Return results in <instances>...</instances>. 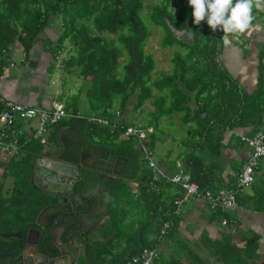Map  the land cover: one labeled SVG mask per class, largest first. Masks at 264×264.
I'll use <instances>...</instances> for the list:
<instances>
[{"label": "crops", "instance_id": "1", "mask_svg": "<svg viewBox=\"0 0 264 264\" xmlns=\"http://www.w3.org/2000/svg\"><path fill=\"white\" fill-rule=\"evenodd\" d=\"M252 7L254 12L258 10V14H264V0H253ZM253 17L245 32L222 33L220 45L213 55L216 64L212 70V79L216 84L205 81L204 85L198 84L188 89L181 86L180 92L178 88L170 89L166 85L152 87L150 95L144 99L150 108L146 110L144 130H141L146 145L150 138L153 139L151 151L157 165L167 173L179 170L189 172L190 166H193L199 180L196 183L200 188L214 190L218 187H231L249 153V147L240 136L251 135L257 130L264 134V25L259 15ZM51 27L44 28L41 31L43 34L40 32L35 35L26 52L17 41L9 47L5 55L6 63L0 67V96L35 107L47 108L57 103L63 106L64 101H60L63 94L59 93V86L56 85L53 90L49 87L50 72L55 66L54 62L51 63L52 48L57 35V32L50 31ZM186 31H190L192 39V29ZM174 35L178 37L175 32ZM198 57L205 58L200 55L193 58L197 60ZM198 63L200 67L205 65L203 60ZM190 69L186 72L187 76L191 75ZM156 71L153 75L160 72L168 74L172 66L167 71ZM182 90L187 97L181 93ZM154 97L159 101L162 98L164 107L173 101L179 108L173 107L171 111L159 108L154 111ZM78 98L83 99L82 96ZM65 99L68 101V98ZM218 111L220 115L216 114ZM123 118L131 122L129 117L124 115ZM63 119L69 118L63 117L49 124L51 134L41 133L39 136L34 133L36 122L33 126L30 121L18 119L14 122L10 137L16 139L17 151L13 154L0 151V197L7 199L0 208H8V198H11L16 185L22 181V176L16 174L18 168L15 164L30 152L28 149L35 147L34 140H39L41 148L31 159L32 164L37 157L49 155L50 150L57 147V140L63 139L71 144L80 139L82 144L101 148L97 143L88 141L91 136L83 134L79 125L67 123ZM47 137L51 139V146L45 144ZM92 146L85 148L90 149L91 155ZM13 156L19 158L12 159ZM125 165L126 159H121L120 164L113 167L116 171L122 169L121 174H112L111 179L102 181L103 187L108 188L110 193L112 185L122 180L116 189L117 199L112 206L108 207L105 195L100 197L101 206L105 210L96 219L97 229L106 231L98 241V248L107 257L103 256L104 259L107 262L113 261L112 264L121 262L128 253L138 251L140 243L143 245L139 239L143 230L141 228L147 220L144 202L138 196L139 183L135 177H129L128 172L123 174ZM18 167L21 170V166ZM37 167L31 168L32 182V173L36 172ZM156 186L159 192L158 205L162 211L159 220L162 222L173 209L171 199L180 192V188L162 178L156 181ZM38 189L46 193L42 188ZM254 192L257 198H252ZM236 201L238 207L235 210L225 211L211 209L201 199L190 198L179 206L177 214H173V223L166 228V233L156 234L152 227L146 226L145 230H151V236L147 235L149 243L143 246L155 248L156 256L152 264H237L226 257L233 250L242 258V264H246V259L264 255V158L259 159L252 183L237 195ZM129 205H134L131 212L136 215L127 219L122 216L123 209ZM222 220L225 222L222 223ZM4 224L1 223V226ZM251 239L255 242L254 254L244 257L245 244Z\"/></svg>", "mask_w": 264, "mask_h": 264}, {"label": "trees", "instance_id": "2", "mask_svg": "<svg viewBox=\"0 0 264 264\" xmlns=\"http://www.w3.org/2000/svg\"><path fill=\"white\" fill-rule=\"evenodd\" d=\"M176 2L178 5L176 12L168 7V0H165L148 5L147 14L149 24L158 26L162 31L159 41L161 45H176L184 50L183 53L179 50H172L171 73L160 72V74L153 75L157 71L154 68L152 55L143 49L145 40L150 34V30L144 25L140 14L143 0H0V67L6 63V52L15 41L19 42L22 50L26 52L30 49L35 35L44 28L53 26L57 29L54 50L59 51L63 48L62 43L65 39L69 44V54L64 58L61 70L67 74L74 72L81 79L82 83L79 88H83V90L80 89L83 93L82 97L90 109L96 112L94 115L109 116V109L112 108L116 97L118 100L115 105L121 113L129 96H133V106H139L150 95L152 87L166 85L170 89L178 88V92H180L179 87L181 86L188 89L194 85H204L206 83L205 75L214 77L212 70L216 62L213 55L220 45V38L224 32L221 30L213 32L206 21H202L199 25L193 23L192 8L188 4V0H176ZM87 20L90 21V26L86 23ZM190 28L192 29L190 42L183 41L174 35V30L183 29L186 31ZM102 32L113 36H104L101 34ZM54 52L56 51H53L52 57H54ZM124 53L126 59L121 65V69L118 70L117 64L124 57ZM197 55L208 59L198 57V60L205 62L204 67H200V63L193 58ZM210 68V72L207 73ZM189 69L191 75L187 76L186 72ZM181 93L187 97L185 91L182 90ZM154 98L156 100L154 111L159 108L171 111L173 107H176L173 101L164 107L162 98L160 101L156 99L157 97ZM78 99V96L75 95L71 101H64V110L71 111L72 114H81L77 106ZM73 100L75 102L71 103ZM216 114L220 115L219 111ZM68 118L67 123L79 125L83 134L91 136L90 139H96L97 144L107 152L119 156L120 160L126 159L123 174L128 172L129 177H135L139 183L138 196L144 202V213L147 216L144 227L146 225L149 228L152 227V230L158 234L161 228L159 219L162 217V211L158 205L159 192L150 189L149 185L147 187L150 171L136 145L138 144L136 140L132 137L119 138V134L124 129L123 123H132L121 117L122 124L110 130L106 124L87 121L82 117L69 116ZM134 126H138V124L136 123ZM138 128L144 130V125H139ZM103 136H111V142L117 144L112 146L102 142L104 141ZM130 140H133L134 146L129 144ZM152 141L153 139L150 138L148 145L144 142L149 150H152ZM34 143L35 147L31 150L28 149L30 152L24 154L21 160H17V163H22L21 165L27 164L28 168L25 172H19L18 164H15V167L18 168L16 174L22 176V181H19L13 195L8 198L10 201L7 205L8 208H0V231H13L12 229L17 228L20 233L25 234L29 227H37L33 220L44 204L45 194L30 179L31 159L37 155L41 148L38 139L34 140ZM141 161L144 162V166H140ZM190 167V179L199 183L193 166ZM121 181L114 183L109 190L108 207L112 206L113 201L117 199L116 189L119 188ZM252 198H257L256 192L253 193ZM6 200L0 197V207ZM172 216L171 209L169 214L164 217L167 221V229L170 223H173ZM1 223H5L4 226H1ZM135 237H138L137 233ZM135 237L134 239H136ZM140 240L139 242H141ZM0 243H7L8 246L17 249L21 245L22 239L5 240L0 237ZM246 243L244 257L253 255L255 249L253 239L247 240ZM102 252L98 247L88 248L86 257H84L87 264H112L113 261L107 262L104 259L105 254ZM226 257L230 262L243 263L236 250L230 251Z\"/></svg>", "mask_w": 264, "mask_h": 264}, {"label": "water", "instance_id": "3", "mask_svg": "<svg viewBox=\"0 0 264 264\" xmlns=\"http://www.w3.org/2000/svg\"><path fill=\"white\" fill-rule=\"evenodd\" d=\"M56 143L57 147L50 150L49 155L37 157L32 164L34 169L38 166L36 172L32 173L35 186L46 191L44 204L33 220L37 227H29L25 234L19 230L0 231L2 238L22 239L21 245L11 254L12 257L17 253V264H57L58 260L63 258L59 241H66L73 233L75 238L82 236L83 230L91 229L90 226L96 223L98 215L105 210L103 208L101 213L95 214L91 209L100 210V197H109L108 188L103 187L102 181L111 179L112 174L120 175L122 171L111 168L114 167L113 160L119 158L111 152L104 156V162L107 161L108 166L103 167V157L97 160L94 154L91 156L90 149H85L90 145L82 144L80 139L71 144L63 139L57 140ZM123 160L125 161L124 158ZM93 168H97L99 172ZM39 230L43 233L42 238ZM92 230H98L97 226ZM83 240L85 243L86 239ZM76 247L80 248L85 257L84 246L80 243ZM141 247L140 243L139 249ZM54 251H58L59 255L51 256ZM130 254L131 252L126 257ZM11 257L8 264H11ZM124 261L125 259L116 264H123ZM246 264H264V255L246 259Z\"/></svg>", "mask_w": 264, "mask_h": 264}, {"label": "built area", "instance_id": "4", "mask_svg": "<svg viewBox=\"0 0 264 264\" xmlns=\"http://www.w3.org/2000/svg\"><path fill=\"white\" fill-rule=\"evenodd\" d=\"M0 151L13 154L17 151L16 139L10 137L12 126L16 120L34 119L36 122L34 133L39 136L49 124H54L59 119L69 116L85 118L87 121L108 125L110 130L122 124L120 121L121 112L114 108L109 109L110 115H88L83 116L77 113H70L64 110L59 103L53 106L35 107L18 101H13L0 96ZM124 124L123 131L119 134L121 138L132 137L138 143L141 156L145 159V164L150 171L148 185L157 190L156 181L165 179L179 186L180 192L173 196L171 204L173 214L178 213L179 206L190 198H198L204 201L211 209L219 208L225 211H233L238 207L236 197L242 190L250 186L253 180V173L260 158H264V134L260 130L251 135H242L240 139L249 147V153L243 161L239 172L236 175L234 184L231 187H218L214 190L200 188L198 184L190 179V173L186 171H176L167 173L162 170L153 158V153L144 145L143 130L132 124ZM225 221L222 220V223ZM167 227V221L161 222L160 233L163 234ZM156 256L154 247L143 246L136 252L125 258L123 264H152Z\"/></svg>", "mask_w": 264, "mask_h": 264}, {"label": "rangeland", "instance_id": "5", "mask_svg": "<svg viewBox=\"0 0 264 264\" xmlns=\"http://www.w3.org/2000/svg\"><path fill=\"white\" fill-rule=\"evenodd\" d=\"M163 2L165 0H143V6L142 9L140 10V14L144 20V25L146 26V28H148L150 30V34L147 36L146 40H145V45L143 46V49L145 50V52H149L152 55L153 61H154V68L155 69H161V70H169L172 66V62L170 60V56L172 54V50H179L182 53L184 52L183 48L178 47L176 45H172V46H163L160 44V38H161V34L162 31L158 26H152V24H149V20L147 19V14H148V10L149 7L148 5L152 4V3H158V2ZM177 2L176 0H168V7L173 11L176 12L177 11ZM255 13V14H254ZM253 15H259L260 19L262 20V24L264 25V14L259 13L258 14V10L256 12H254V10L252 11ZM86 23L88 24V26H90V21L87 20ZM51 32L54 33L57 32V29L55 27H51ZM175 34L180 37L181 39L190 42L191 41V35H190V31H175ZM40 34H43L42 32ZM104 36L107 37H111L113 36L112 34H107L102 32L101 33ZM62 47L59 51H57V49L54 50V47L52 48V52H54V57H53V61L51 63L54 62L55 66H53V70H51V74H50V78H51V82L49 83V87L50 90L54 89L56 87V85L59 86V93L63 94L62 98H61V102L63 103V101H65V98H68V101H70L72 98H70L71 96L73 97L74 95H77L78 97H81L83 95V93L81 92V90H83V88H79L82 81L81 79L75 75L74 72L67 74L62 72V62L64 60V58H66V56L69 54V44L67 39H65L62 43ZM196 56H194L195 58ZM124 59V60H122ZM126 59V54L124 53V57L121 58V60L119 61V63L117 64V69L120 70L121 69V65L123 64V62ZM198 60V59H197ZM199 61V60H198ZM204 80L208 83V81L211 83L213 81L212 84H216L214 82V79H212L211 77H208L205 75ZM81 89V90H80ZM116 101H114L113 105H112V110H114V108L116 107V102L118 100V97H116L115 99ZM75 101L73 100L74 103ZM133 96H129L126 103H125V108L124 111L122 110V117L125 115L126 118H130L131 123L133 125H135L136 123L139 125H144V118H145V113L146 110L148 108H150V106L148 105L146 100H143L141 102V104L139 106L134 107L133 106ZM78 108L81 110L82 113L84 114H96V112L92 109H90V107L88 106V104L86 103L85 99H78V103H77ZM118 109V108H117ZM64 121L66 119H63ZM23 121H30V123H32L35 125V120L34 119H28V120H23ZM44 134H51V128L50 125L48 126V128L45 130V132H42V135ZM123 137V135H120V137ZM104 139V141L102 142H106L109 145L115 146L117 143L115 142H111L112 138L111 136H103L102 137ZM91 141L93 143H98L96 142L94 139H88V141ZM117 141V140H116ZM51 139L47 137L45 144H47L48 146H51L52 143L50 144ZM44 144V145H45ZM50 144V145H49ZM130 145L134 146L133 140H130L129 142ZM47 146V147H48ZM141 157V156H140ZM18 156H13L12 159H18ZM154 158V155H153ZM22 163H18L19 166H21V173L25 172V170L28 168L27 164L21 165ZM140 166H144V163L141 161L140 162ZM31 172V169H30ZM7 180V178L5 179V181ZM4 181V182H5ZM246 189V188H245ZM8 192V191H7ZM4 194V193H3ZM131 209L134 210V205L131 206L129 205L128 207L123 209L124 215L122 217L124 218H131V217H135L136 214H132ZM123 214V213H122ZM142 220H144V217L142 218ZM144 223V221H143ZM147 226V225H146ZM142 234H141V242L143 243V245H147L149 238L147 237V235L150 237L151 233L149 231L151 230H145V227L143 226L142 228ZM149 232V233H147ZM104 257H106L104 255ZM107 258V257H106ZM107 261V260H106Z\"/></svg>", "mask_w": 264, "mask_h": 264}, {"label": "clouds", "instance_id": "6", "mask_svg": "<svg viewBox=\"0 0 264 264\" xmlns=\"http://www.w3.org/2000/svg\"><path fill=\"white\" fill-rule=\"evenodd\" d=\"M193 23L206 21L213 32H245L252 20L253 0H188Z\"/></svg>", "mask_w": 264, "mask_h": 264}, {"label": "flooded vegetation", "instance_id": "7", "mask_svg": "<svg viewBox=\"0 0 264 264\" xmlns=\"http://www.w3.org/2000/svg\"><path fill=\"white\" fill-rule=\"evenodd\" d=\"M92 146V145H90ZM93 154L95 155V158L97 160H99L101 157V159H103L101 166L103 165V167H107L108 165L106 164L107 161L104 162V156L106 155L107 151L104 148H99L96 145H93ZM92 156V155H91ZM94 158V159H95ZM89 159V158H88ZM86 160V159H84ZM94 163V161H92ZM120 164V159H115L112 162V165H117ZM111 164V163H110ZM96 167V166H95ZM110 168V167H109ZM113 169V167H111ZM94 170H97L99 172V170L97 168H93ZM103 208L101 207L100 210H97L96 208H92L91 211H93L95 214L97 212H102ZM94 223V222H93ZM94 227H96V223L92 224L90 226L91 229L89 230H83L82 232V236L79 235L76 238L74 237V233L71 234L68 239L66 241H59L60 246H62V255L63 258L58 260L57 264H87L85 263V258L83 256V253L79 250L80 248L76 247L77 244L81 243V246H84L85 248V257L87 254V249L88 248H95L98 247V241H100L101 237L104 236V234H106V231L104 230H92ZM49 229V228H48ZM40 231L41 237L42 238V231ZM86 239L85 243L83 242V239ZM6 240V239H5ZM9 240V239H7ZM89 241V242H88ZM48 242H50V240H48ZM92 244L93 246L89 245ZM16 250V247L13 246H8L7 243H0V264H8V259L9 257H11V254ZM46 253V252H44ZM17 253H15L11 258V264H17L15 262V256ZM59 253L58 251H54V253H51V256L55 257L58 256ZM37 259H39V257H37ZM87 262V261H86Z\"/></svg>", "mask_w": 264, "mask_h": 264}]
</instances>
